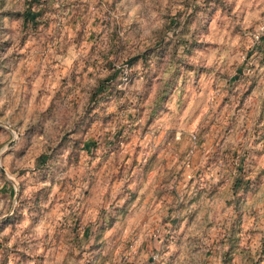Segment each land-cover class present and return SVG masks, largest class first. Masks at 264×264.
Instances as JSON below:
<instances>
[{
  "label": "rangeland",
  "instance_id": "rangeland-1",
  "mask_svg": "<svg viewBox=\"0 0 264 264\" xmlns=\"http://www.w3.org/2000/svg\"><path fill=\"white\" fill-rule=\"evenodd\" d=\"M0 264H264V0H0Z\"/></svg>",
  "mask_w": 264,
  "mask_h": 264
},
{
  "label": "built area",
  "instance_id": "built-area-1",
  "mask_svg": "<svg viewBox=\"0 0 264 264\" xmlns=\"http://www.w3.org/2000/svg\"><path fill=\"white\" fill-rule=\"evenodd\" d=\"M191 137H192V138H194V136H193V135H192Z\"/></svg>",
  "mask_w": 264,
  "mask_h": 264
}]
</instances>
